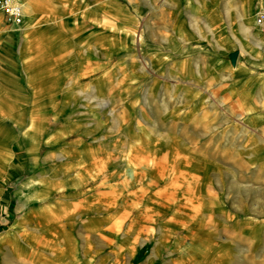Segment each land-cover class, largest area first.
<instances>
[{
  "label": "rangeland",
  "instance_id": "374dc122",
  "mask_svg": "<svg viewBox=\"0 0 264 264\" xmlns=\"http://www.w3.org/2000/svg\"><path fill=\"white\" fill-rule=\"evenodd\" d=\"M213 2L234 62L260 9ZM22 3L37 87L0 113V264H264V95L193 54L217 32L190 47L192 0Z\"/></svg>",
  "mask_w": 264,
  "mask_h": 264
},
{
  "label": "crops",
  "instance_id": "0c3cea01",
  "mask_svg": "<svg viewBox=\"0 0 264 264\" xmlns=\"http://www.w3.org/2000/svg\"><path fill=\"white\" fill-rule=\"evenodd\" d=\"M21 3L23 0H18ZM222 4H226L231 2L232 0H218ZM237 1V3H243L247 2L250 6H252L254 9L256 7L261 9L264 7V0H233ZM23 4V3H22ZM214 2L213 0H192L191 5L188 6V10L191 12V15L193 17V20L195 22H198V27H196V39H192L190 47L191 48H200L202 51L205 49L209 52L210 51V44L209 42L205 41L207 38V32L212 31L213 33L217 32L214 34V36L217 38L215 47H211L216 49L217 53L214 56H206L204 51L201 53L202 55H198L197 52L193 53L195 56H201V57H206L201 63H207L208 64H217L219 67V71L217 73V78L218 79H227L233 82H236V86H245L247 84L250 85L252 92L251 95H264V40L263 39H257V29H256V23L252 21V24H245V25H250L253 26L251 31H253L252 34H250L251 38L253 41L250 43L248 47H246L243 51L244 53L242 56L241 54L237 55L235 58V61L233 62V59L230 58L229 52H226V46H224V38L223 35L221 34V26L219 24H214L211 16L215 13V5H213ZM23 9L24 6L22 5V21H23ZM31 10L25 11V17L28 19L29 15L31 14ZM256 11V10H255ZM254 11V13H255ZM21 24L18 26L14 25H9L4 21V17L2 12L0 11V26L6 27L10 33L5 34L4 36L0 35V113L1 110H12V107L4 108L5 104H10L12 106L15 105L13 101H15V97L20 90L19 86L25 88L21 92L27 91V94L32 96V91L33 88H36L37 85H28L25 84V79L24 76L22 77H17L15 74V69L17 67H21L22 65V54L24 55L27 51L26 49L30 46L31 40L24 42L22 45H17L15 44L12 39L14 36L12 35V28H19L22 25ZM194 23V22H193ZM245 25L244 28H245ZM256 31V33H255ZM4 32V31H1ZM207 33V34H205ZM3 34V33H1ZM256 35L257 38H255L259 44H263V46L258 45L254 39ZM22 48V50H20ZM223 49V50H222ZM24 58V57H23ZM200 63V62H198ZM12 69L14 71H12ZM19 89V90H18ZM17 91V93H16ZM20 92V91H19ZM13 96V97H12ZM6 97H8V102H6ZM15 99V100H14ZM253 110V109H251ZM257 116V123L255 126L257 127H264V109H260L255 113ZM259 122V123H258ZM31 159V158H30ZM22 165V164H21ZM21 165L18 163H14L12 161V175H15L19 172H21ZM30 166V169L35 170V166L33 167V161H31L28 164ZM11 166V164H10ZM41 182V181H40ZM34 183V184H33ZM28 184L30 186L34 185V191L38 190V188H41V184L39 181L34 182L33 179H30L28 181ZM33 187V186H32ZM32 191V192H34ZM22 201L25 205H27L29 202H31L32 199V193L28 192L25 195H22ZM29 199V200H28Z\"/></svg>",
  "mask_w": 264,
  "mask_h": 264
},
{
  "label": "built area",
  "instance_id": "2783aa9c",
  "mask_svg": "<svg viewBox=\"0 0 264 264\" xmlns=\"http://www.w3.org/2000/svg\"><path fill=\"white\" fill-rule=\"evenodd\" d=\"M0 11L4 21L9 25L18 26L22 21V5L18 0H0ZM255 23L264 35V8L255 17Z\"/></svg>",
  "mask_w": 264,
  "mask_h": 264
},
{
  "label": "bare ground",
  "instance_id": "6f19581e",
  "mask_svg": "<svg viewBox=\"0 0 264 264\" xmlns=\"http://www.w3.org/2000/svg\"><path fill=\"white\" fill-rule=\"evenodd\" d=\"M19 2H20V1H19ZM20 4L23 5L21 2H20ZM262 8H264V7H262ZM255 25H256V24H255ZM256 26H257V25H256ZM28 200H29V199H28Z\"/></svg>",
  "mask_w": 264,
  "mask_h": 264
}]
</instances>
